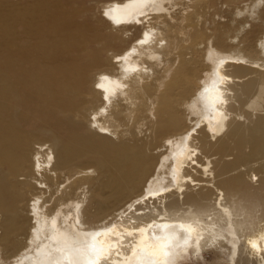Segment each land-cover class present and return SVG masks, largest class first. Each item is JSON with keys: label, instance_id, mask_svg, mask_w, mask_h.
Masks as SVG:
<instances>
[{"label": "bare ground", "instance_id": "obj_1", "mask_svg": "<svg viewBox=\"0 0 264 264\" xmlns=\"http://www.w3.org/2000/svg\"><path fill=\"white\" fill-rule=\"evenodd\" d=\"M197 3L0 0V264H264V0L223 32Z\"/></svg>", "mask_w": 264, "mask_h": 264}, {"label": "rangeland", "instance_id": "obj_2", "mask_svg": "<svg viewBox=\"0 0 264 264\" xmlns=\"http://www.w3.org/2000/svg\"><path fill=\"white\" fill-rule=\"evenodd\" d=\"M196 1H198L196 9H198L200 12H207V13L212 14V16H214V18L218 20L217 23H219V22L223 23L219 26L214 27V30H216L217 32H220V31L223 32V31H225L227 26H229V25L233 26L234 25V24H232L231 19H233L236 10L231 9V7L235 6V5H239L242 8L244 7L243 9H246L247 3L249 1H250L249 3H251L252 0H232V1L231 0H196ZM89 6H90V3H88V2H86L84 4V7L86 9L82 12V16H81L82 19H83V16L86 18L87 17L90 18L92 16V14L94 12L93 10L88 9V11H86L87 8H89ZM92 9H93V6H92ZM96 11L101 13V8L97 7ZM239 15L240 16H245V15L248 16V13L246 12V10H244V12H242V14H239ZM248 22L249 23L254 22V25L258 24V23H262L264 25L263 20H261L259 18L254 19V18L248 17L247 21L244 23V24H247L246 25L247 29L250 28V26H248L249 25ZM131 33H132V30H130L125 35L127 36V35H130ZM27 121H28L27 124L25 123V129L28 131L26 133V135L28 136V138L32 142V145L34 148H36V147L38 148V145L41 143L51 144L52 140H53V137H52L53 132L57 135H60L65 140H67V138H68V136L65 133H63L62 131L60 133V130L58 129V127H56L55 123H51V122L43 120L42 116H31V117L27 118ZM131 122L132 121L128 120L126 123L131 125ZM138 125L135 126V132L138 133L139 137L144 136V132L140 131V128L138 127ZM46 129H48V130H46ZM125 138H127V135L124 136V139ZM155 150H154V152H157L159 150V148H157L156 151ZM86 167H91V165H89L86 162H82V163H80V165H78L77 163H74L71 171L68 169H65L64 167H56L55 171H57V173H59L61 175L60 182L58 183L60 185V187L62 186L63 183L66 182V178L68 176L71 175L72 176L71 179H73L75 177L74 174H77L76 172H78V171H80ZM242 169H246V167H243ZM79 173L77 175H79ZM18 178L20 180H22L25 178V176L20 175ZM105 181H107V180H105ZM34 183H36V181H34ZM58 184H56L55 187H58L59 186ZM103 191L107 192V189L105 188ZM5 194H7L6 201L9 204V209H11L13 204H14V201L12 202L11 198H8V190L6 191ZM128 194H129V192L127 190L126 191L122 190L119 195H121L122 197H125ZM31 202L32 201H30V203ZM11 219H12V215L9 211L0 210V234L3 233V231H4L3 228H5L6 226L9 225ZM16 219L18 221L20 219V216L16 217ZM21 219H23L22 220L23 223L21 224V226L24 227V229H25L24 231H22L24 233L19 234V236H18L19 240L13 239L12 243L9 244V247L3 250L4 256L8 257V259H10V260L13 259L12 255L15 252L14 250L16 248H18L17 245L20 246V248H21L20 252H22L24 250L22 248H24V246L26 245V243L29 240V231L31 229V225H32L33 220L30 217V213L28 212V209H27V212H25V214H23ZM25 221H26V223H25ZM1 246L2 245H0V247ZM210 256L206 254L205 259H199V261L192 259L189 261L181 262L180 264H228V262L226 260L224 262L223 261H217L214 257H213V259H211ZM250 264H257V263L256 262L255 263L250 262Z\"/></svg>", "mask_w": 264, "mask_h": 264}]
</instances>
